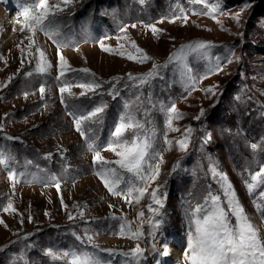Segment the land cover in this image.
<instances>
[{
  "label": "rangeland",
  "instance_id": "rangeland-1",
  "mask_svg": "<svg viewBox=\"0 0 264 264\" xmlns=\"http://www.w3.org/2000/svg\"><path fill=\"white\" fill-rule=\"evenodd\" d=\"M13 2L22 6L24 0H0L5 13V16L0 15V19L13 18L10 20L12 25L9 27L8 23L6 28L11 36L8 39L2 38L4 34L0 36V84L9 76L14 77L7 88L0 89V123L4 126L0 131V147H23L25 156L20 160L23 169L15 171V181L9 179L8 167L3 165L6 171L0 168V246L10 245L0 252V264H67L71 257H65L63 253L85 247L92 251L90 246L81 245L72 235L73 231L83 235L85 228L90 230V234L94 232V243L101 248L128 250L139 244L145 249L142 264H185L183 257L191 227L190 207L203 204L204 198L212 192L221 195L223 206L227 208L220 185L209 172V166L213 164L227 174L239 202L264 235V211L254 206L255 193L249 195L245 185L250 173L264 164V0H248L252 6L243 12L241 5L245 0H220L223 15L216 19L210 15L192 14L206 11L203 5L194 4L192 0H148L143 6L138 0H75L57 16V35L49 38L43 32H37L34 37L36 46L46 53L53 65L50 73L27 78L24 73L35 67L34 58L27 50L29 41L26 37L30 33L20 31L21 25L17 20L22 19V8L13 13L10 4ZM49 2L55 4L57 0ZM181 12L188 14L186 23L183 19L169 22ZM236 13H241L239 24L232 19ZM133 24H136L135 28L131 27ZM146 24H155L163 31L153 35L144 27ZM16 26L17 39L12 37ZM122 26L127 28L128 39L122 38ZM1 28L5 32L4 27ZM198 39L212 41L222 47L214 48L213 57L208 60L189 58L191 80L169 66L162 70L163 78L156 79L151 89H143V103L136 116L149 121L146 126L155 130L154 147L164 159L157 183L163 185L162 191L167 193V198L163 223L154 240L148 234L147 223L143 226V239L126 238L119 234L122 221L104 218L112 213L123 215L132 222L135 230L139 224L138 213L144 210L147 218V206L151 201L145 196L139 203L133 200L129 204L122 196L109 193L96 175L99 167L93 165L94 154L87 150L84 138L76 130L74 116L69 113L76 116L87 114L99 103L106 102L102 122L85 121L83 127L94 130L97 145L105 159H116L111 151L103 149L120 115L127 110L125 103H137L133 95L135 89H123L122 82L118 85L120 96L113 99L107 94L91 93L80 97L79 93L84 89L73 87L71 91L75 96L67 97L65 94L68 105L65 107L60 100V84L54 79L58 75V49L54 41L63 44L59 51L71 67L88 68L96 79L110 80L116 76L126 77L128 73H146L153 63L165 62L181 44ZM131 41H135L153 60L139 64L127 59L126 55L116 54L123 50L138 55ZM101 43L112 48L113 52L104 51ZM120 45L124 48L120 49ZM21 48L25 49L23 54ZM31 52L35 53V47ZM216 56L221 57L219 63L223 65V71L212 73L209 68L216 65ZM227 59L232 62L227 63ZM29 60L33 62L29 63ZM73 77L78 81L81 78L92 79L82 73L67 74L69 80ZM41 85L45 87L43 99L39 91ZM210 86H217L215 96L205 91ZM108 87L105 85L98 91L106 92ZM173 103L183 113L182 119L174 121V126L181 131L167 132V136L173 141L180 139L184 129L191 126V143L186 153L179 151L175 144L172 150H168L164 143L166 113L162 108ZM202 108L205 116L200 120L194 119ZM6 133L19 139L6 140ZM209 136L211 139L204 143ZM252 144L260 145L261 149L253 151ZM49 153L52 154L51 159H44ZM178 161L179 168L172 172ZM53 175L59 180V191L51 179ZM9 197L17 209L15 213L2 211ZM61 197L66 209L62 207ZM110 204L115 207L109 208ZM46 211L49 213L47 216ZM80 211L85 213L83 220L79 217ZM69 212L76 217L74 221L68 220ZM29 216L32 217L31 222ZM230 219L235 223L234 217ZM165 227L172 235L164 237ZM26 233L34 234L29 241L10 243ZM29 242L33 247L26 248ZM153 245L155 250L148 254ZM171 246L176 250L174 247L171 250ZM165 247L169 253L171 250L173 258L177 255V261L171 263L170 255L166 256L167 263L150 260L154 253L161 254ZM48 249L58 259L45 255ZM114 264H119V259Z\"/></svg>",
  "mask_w": 264,
  "mask_h": 264
},
{
  "label": "snow or ice",
  "instance_id": "snow-or-ice-1",
  "mask_svg": "<svg viewBox=\"0 0 264 264\" xmlns=\"http://www.w3.org/2000/svg\"><path fill=\"white\" fill-rule=\"evenodd\" d=\"M74 3L75 0H57L55 4H50L49 0H24L21 10L22 19H18L17 23L21 25V32L27 30L30 33L26 37L29 41L27 50L29 55L34 56L35 61L34 69L24 73L26 78L32 77L34 74L46 75L50 73L53 65L48 60L46 53L40 47L36 46L34 37L37 32H43L49 38L57 35L55 31L57 16ZM138 3L143 6L148 3V0H138ZM192 3L203 5L204 9H206V11L200 13L193 12L192 14L210 15L213 19H216L218 15H223L220 0H192ZM251 6V3L245 0V3L241 5V12L249 9ZM240 16L241 13H236L232 16V19L239 24ZM177 19H183L186 23L188 14L181 12L180 15L174 16L169 22L174 23ZM131 27L135 28L136 24L131 25ZM144 27L150 29L153 35L163 31L157 28L155 24H146ZM15 30L14 28L13 31L15 32ZM120 32L124 34L122 38L128 39L126 27L122 26ZM54 43L57 44L58 49V75L54 79L60 84V100L65 107L68 106L66 103V95L67 97L75 96L71 91L73 87L84 89V91L79 93L80 97L87 96L91 93L92 95L100 96L107 94L113 99L120 96L121 88L118 85L122 82L123 89H135L133 95L137 103L135 105L125 103V109L127 110L120 115L114 130L110 134L107 146L103 149L104 151H111L116 159H105L101 155V148L97 145L94 130L92 128L85 130L83 127L85 121H91L96 124L102 122L101 117L107 108L106 102L99 103L88 111L87 114L79 116L71 112L69 114L74 116L76 130L84 138L87 150L93 152V165L99 167L96 175L101 178L109 193L113 196H122L129 204L133 200L139 203L145 196L149 197L151 201L147 206V212L149 213L147 218H145L144 210L138 213L137 219L139 224L135 230L132 228V222L127 221L123 215L116 216L112 213L104 219L122 221L119 225V234L134 240L143 239V226L147 223L149 227L148 234L154 240L163 223V210L167 193L162 191L163 185L157 183L161 175V165L164 163V159L163 155L157 152L154 147L156 138L155 130L146 126V124L150 123L149 121L137 119L136 116V111L139 110L140 104L143 103L141 100L143 89H151L156 79L163 78L162 70L168 69L169 66H172L174 70L180 71L182 75L191 80L189 58L193 60H208L213 57L212 50L222 46L216 45L212 41L192 40L181 44L179 48L171 52L165 62L160 64L153 63L151 69L146 73L137 75L128 73L126 77L116 76L110 80H98L95 78V74L91 73L88 68L76 69L71 67L59 51L63 47V44L59 41H54ZM100 46L106 52H113L112 48L105 47L103 43ZM131 46L138 55H134L132 52L126 53L123 50H118L116 54L121 56L126 55L127 59L139 64L153 60V57L148 55L144 49L138 47L135 41H131ZM17 47L19 48L20 45H17ZM34 47L35 53L33 54L31 50ZM119 48L123 49L124 45H120ZM20 51L23 54L25 49L21 48ZM232 55H234V52ZM215 59L217 63L215 66L209 68V72L218 73L223 71V65L219 63L221 57L216 56ZM237 59L239 58L237 57ZM28 62L32 63L33 61L29 60ZM226 62L231 63L232 60L227 59ZM23 64L24 59L21 60V66ZM68 73H82L85 76L90 75L92 79L85 80L81 78L78 81L73 77L69 80L67 78ZM13 78V76H9L3 84H0V89L7 88ZM105 85L109 86L106 92L98 91L104 89ZM216 87L210 86L205 91L215 96ZM39 91L41 93V99H43L45 87L41 85ZM25 96H27V93H25ZM162 111L166 113L165 145L168 146V150H172L173 144H175L179 151L186 153L189 150L193 129L191 126H188L184 129L180 139L175 141L169 140L167 132L181 131L180 128L174 126V121L182 119L183 113L177 109L174 103L164 106ZM7 115L6 113L5 116ZM204 116L205 111L202 108L194 119L200 120ZM3 127V123H0V131L3 130ZM4 139L12 141L18 140L19 138L5 135ZM210 139V136L206 137L204 143H207ZM251 148L253 151H258L261 149V146L252 144ZM64 151L67 150L65 149ZM51 157L52 154L49 153L44 159L50 160ZM61 158L63 159V154H61ZM9 159V156L0 153V165L6 166ZM179 166L178 161L173 166L172 172H176ZM209 172L220 185L227 208L223 206L221 195L213 194L212 192L207 194L203 204L198 203L194 207H190L189 219L191 227L188 233L187 248L184 253L185 264H264V235L261 234L260 230L252 222L244 207L239 202L227 174L218 170L214 164L209 166ZM15 177L16 173L9 171V179L15 181ZM51 179L55 181V187L59 191V180L55 175ZM121 185H124V187H121ZM245 185L249 195L255 193L253 200L254 206L257 210L264 211V164L260 165L259 170L250 173L249 178L245 181ZM61 204L62 207L67 208L62 197ZM73 207L79 206L74 205ZM113 207L115 206L109 205V208ZM2 211L5 213H15L17 211L11 197L7 199L6 205L2 206ZM45 215L47 216L49 213L46 211ZM79 217L83 220L85 213L80 211ZM230 217L235 218V223L232 222ZM75 219L76 217L69 212L68 220L74 221ZM31 221L32 217L29 216V222ZM20 223L23 224V219H21ZM85 223H87L86 220ZM32 235L34 234L26 233L19 240H14L10 243L17 244L23 241H29ZM72 235L81 245L90 246L92 251H88L87 247H85L71 253H63L65 257H71L67 261V264H114L117 258H119V264H142L145 257V249L140 247L139 244L128 250L99 247L94 243V232L90 234L88 228L84 229L83 235L77 234L75 231L72 232ZM9 246L8 244L0 246V252H4ZM25 247L31 248L33 244L29 242ZM153 250H155V245H153ZM102 254H106V256ZM45 255L53 259H58L50 249L45 251ZM161 255L165 257L169 255L166 247L162 250Z\"/></svg>",
  "mask_w": 264,
  "mask_h": 264
},
{
  "label": "bare ground",
  "instance_id": "bare-ground-1",
  "mask_svg": "<svg viewBox=\"0 0 264 264\" xmlns=\"http://www.w3.org/2000/svg\"><path fill=\"white\" fill-rule=\"evenodd\" d=\"M4 9V8H3ZM1 7H0V12H1V14L0 15H3V16H5V13H4V10H3ZM13 19V18H12ZM12 19H8V18H1L0 19V28H1V26L2 27H4V31L5 32H3V29L1 28V30H0V36L2 35V34H4V35H2V38L4 37H7L6 39H8V37L9 36H11V35H9V34H7V30H6V28H7V24L9 23V27H10V25H12V23L10 22V20H12ZM15 29H17V26H16V28ZM16 33V34H15ZM6 35V36H5ZM18 35V33H17V31L16 32H14L13 33V38H16L17 39V36ZM172 247H174V246H171V250H172ZM173 250H176V248L174 247L173 248ZM176 252V251H175ZM170 254H172V252L170 253Z\"/></svg>",
  "mask_w": 264,
  "mask_h": 264
}]
</instances>
